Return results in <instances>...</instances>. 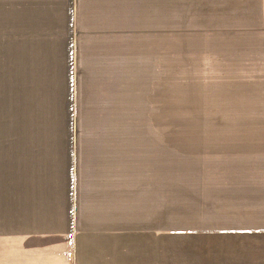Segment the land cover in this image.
<instances>
[{
  "label": "crops",
  "instance_id": "1",
  "mask_svg": "<svg viewBox=\"0 0 264 264\" xmlns=\"http://www.w3.org/2000/svg\"><path fill=\"white\" fill-rule=\"evenodd\" d=\"M158 100L159 0H0V264H264V133Z\"/></svg>",
  "mask_w": 264,
  "mask_h": 264
},
{
  "label": "rangeland",
  "instance_id": "2",
  "mask_svg": "<svg viewBox=\"0 0 264 264\" xmlns=\"http://www.w3.org/2000/svg\"><path fill=\"white\" fill-rule=\"evenodd\" d=\"M158 131L264 133V0H159Z\"/></svg>",
  "mask_w": 264,
  "mask_h": 264
}]
</instances>
